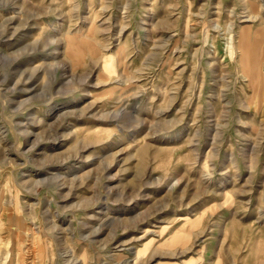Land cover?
<instances>
[{
	"label": "rangeland",
	"instance_id": "obj_1",
	"mask_svg": "<svg viewBox=\"0 0 264 264\" xmlns=\"http://www.w3.org/2000/svg\"><path fill=\"white\" fill-rule=\"evenodd\" d=\"M0 264H264V0H0Z\"/></svg>",
	"mask_w": 264,
	"mask_h": 264
}]
</instances>
